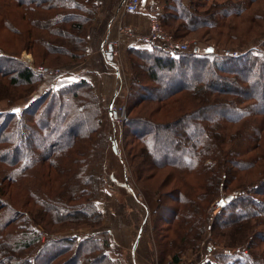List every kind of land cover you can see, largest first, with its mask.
<instances>
[{
  "label": "trees",
  "instance_id": "trees-1",
  "mask_svg": "<svg viewBox=\"0 0 264 264\" xmlns=\"http://www.w3.org/2000/svg\"><path fill=\"white\" fill-rule=\"evenodd\" d=\"M202 1L210 3V6L214 5L211 10H214L219 1H225L224 6L217 7V12L224 9V13H227L225 15L240 13V16L251 9L250 4L255 0H197L196 4ZM192 4L193 2H189L186 7L180 0H166V11L172 8L178 15L166 12L164 21L172 17L171 19L181 20L192 29L196 24L189 25L192 18L187 12ZM13 7L21 9L20 17ZM1 10L3 22H7L12 16L18 20L29 21L30 30L26 28L29 30L26 33L35 38L33 45L36 48L41 46L39 39H43L33 31L38 26L37 22L49 19L48 22H59L61 25L72 21L69 16H76L65 12L87 11L81 10V3L74 0H0ZM49 11L52 12L47 13ZM87 13L89 14L88 11ZM87 13L84 15L85 22L88 19ZM80 21L70 26L78 33H83L86 25ZM167 21L163 26L169 28ZM17 33L23 37L25 31L19 29ZM51 33L58 36L60 28ZM77 44L85 47V36H80ZM75 47L73 45L72 48ZM229 52L225 49L222 56L215 55L214 52L199 55L196 50L187 53L176 52L177 54L173 55L157 46L150 49H128L132 70L131 92L137 97L130 106L131 110L144 102L161 104L178 94H182V97L175 98L174 102H190L188 107L208 101L224 102L222 109L201 115L198 108L193 112L180 111L182 118L174 121L178 122V127L186 131L187 135H177V139L171 144L161 143L155 147L158 142H155L153 137H159L157 132L145 135V132L136 131L134 134L135 139L143 145L147 156L150 155L149 150L155 153V157L160 155L159 160H150L148 166L170 167L174 176L180 179L181 186L173 183V190L166 200L160 189L153 190L157 195L158 211L168 210L161 220L167 225L162 241H165L163 250L166 249L163 254L170 257L169 264H180L184 252L189 249L198 250L206 233L210 235L204 245L205 255L201 264H264V230L258 231L259 227H264V199L261 198L264 195V179L260 184H251L237 190L238 194L219 209L212 219L207 214V208L212 201L220 198L219 185L226 183L228 177L232 180L237 176L242 180L245 175L262 174L261 170L264 171V153L256 150L264 142V87L250 81L253 75L264 79V52L251 50L239 57H232ZM70 53L69 64L83 59V48L77 54L73 51ZM15 57L0 50V78L6 77L8 86L26 85L31 89L30 97L35 86L41 82L42 76ZM197 71L201 74H196ZM219 72L240 76L245 84L243 90L231 87L222 89L218 87L221 85L220 81L206 78L207 74L215 75ZM242 72H247V75L243 76ZM162 76L168 81H165V78L162 80ZM182 76H190L187 84L182 83ZM138 82H141L140 87L137 86ZM148 82L153 83L154 87L145 88L142 83ZM245 88L247 90H244ZM258 105L262 107L261 113L256 111ZM11 108L7 107L0 112V165L3 166L0 167V264H70L73 256L76 258L74 264H125L121 259H112L108 255L107 251L112 247L109 232H92L80 238L52 236L43 242L41 234L36 231L40 226L32 218L31 210L25 208L27 211L22 212L5 201L7 186L3 185H18L23 178L29 177L26 171H35L39 166H56L60 171L65 170L67 166L70 169L68 177L71 176L65 185V199L55 200L41 196L35 198L31 195L29 200L35 198V205L45 206L46 213L51 214L54 221L71 217V214L77 212L82 215V219L83 216L86 217V223L92 227L98 226L101 214L95 204L99 198V189L104 184V175L99 166L97 171L92 172L90 163L94 158L93 154H87V159L84 160L88 145H85L84 149L73 147L77 140L82 138L93 144V134H96L98 154H102L106 149V142L112 140L110 136H106L107 125H103V113L98 108L91 84L79 80L59 89H50L44 92L39 100L23 108L20 116ZM259 114L262 115L260 119ZM128 120L129 118L125 119L126 126ZM53 121L57 122V128L67 129L65 141L58 137L51 142L48 131L52 129ZM222 124L230 125L228 132L220 131ZM235 124L241 125L236 133L232 132ZM75 125L81 127V133L73 132ZM167 130L171 132L170 127ZM21 133H30L31 136L26 137L24 141L17 140L16 137ZM34 139L39 143L34 144ZM237 140L239 141L236 142ZM20 142L24 145L31 142L27 153L19 147ZM231 143H237L238 149L228 152L225 145ZM114 149L117 153L116 147ZM165 151L172 155L171 159L165 155ZM69 154L70 164L68 161L64 163L62 160H67ZM98 154L96 152L97 157ZM235 158L239 161H235ZM43 170L46 176V191L53 193L49 185L57 184L56 177H53L52 181L46 174L48 170ZM187 176L192 180H187ZM170 198L174 199V206L162 205L163 201H170ZM158 215L155 218L156 223ZM35 217L37 221L38 218ZM156 223L153 227L154 235ZM154 241L158 253V243L155 239Z\"/></svg>",
  "mask_w": 264,
  "mask_h": 264
},
{
  "label": "rangeland",
  "instance_id": "rangeland-1",
  "mask_svg": "<svg viewBox=\"0 0 264 264\" xmlns=\"http://www.w3.org/2000/svg\"><path fill=\"white\" fill-rule=\"evenodd\" d=\"M74 1L81 3V10L87 9L89 12L88 14L86 11L88 18L86 22V16L84 17L86 14L85 11L82 12L79 10L65 12L76 14V16H69L72 21L69 23L65 22L61 25H59L60 23L58 21L57 24H52L51 22H48L49 19L46 21H43V19L42 21L38 20L41 22H37L36 25L38 26L33 30L34 33L43 37V39H39V41H41V46L38 48L33 45L35 38L30 37V33H26L30 30L28 20L22 21L12 16L7 19V22H3L0 16V50L3 53H6V55H13V57L16 56L15 58L25 62L31 70L34 68L35 70L33 71L41 74L42 76L41 82L35 86L33 91L34 93L30 97L29 95L31 94V89L26 85L13 87L8 86V79L6 77H1L0 112L2 109L12 107V111L17 116H20L21 110L28 107L34 101L36 102L39 100L40 96L43 95L44 92H47L50 89H59L60 87L68 86L79 80H84L78 79L81 76L66 75L71 73L73 74L80 66H82L87 61L90 54L89 52L93 51L92 46L94 43L104 39L101 48L102 52L107 60L108 47H111V60H107V62L111 64L112 69H114L117 74L116 78L114 76L105 77L107 85L112 89L115 88V92L119 91L117 100L113 103L111 102L107 106L104 101L106 93H98L93 83H89L92 86L98 108L103 113V125H107L106 136H110L112 140L111 142H106V149L102 154H98V144L97 141L95 142L97 136L96 134H93V144L91 141L88 142V139V141H85V139L82 138L78 139L76 145L73 146L75 149H84V146L88 145L89 148L86 152V157H83L84 160L87 159V154H93L92 156H94V158L90 163L92 172H95L98 166L100 168L99 170L102 169L104 184L99 189V198L95 204L96 209L101 214V220L97 227H92L90 224L86 223L85 216H83L84 219H82L81 214L74 212L71 214V217H67L68 219L64 218L54 221L51 219V214L49 215L46 213L45 206L42 207L41 205H35V198L37 196L54 198L55 200L65 199V185L71 176L70 175L68 177L70 169L67 166H65V170L62 169L60 171L57 170L58 167L56 166L53 168L51 166H39L35 168V171H26L27 174H29V177L23 178L18 185H3L7 186L5 201H8L17 210H21L22 212H26V209L31 210L32 218L40 226L36 228V231H39V234H41V240L43 242L52 238V236L80 238L83 235H87L92 232L107 231L109 232L112 241V247L107 251V253L112 259H121L125 264H169L170 257L169 255L164 256L165 253L163 254V252L166 251V249L163 250V245L165 241H162V237L166 234L167 225L163 220H161L165 217V215H167L166 212L168 210L161 209L160 212L158 211L157 195L153 192V190L160 189V191L164 194V199L166 200V197L169 196L168 194L173 190V183H178L181 186L180 179L174 176V171L170 167L148 166L149 162H151L150 160H159L160 155H156L155 157V153L149 150V147L148 150L150 151V155L147 156L143 145L135 139L134 134L136 131L139 133L145 132V135H150L151 132H157L159 137H153L155 142H158L155 147H158L161 143L163 145L171 144L172 141L177 139V135L180 137L182 136L181 134L187 135L186 131L181 130L178 127V122L174 121L182 118V114L179 115L180 111L187 113L193 112V110L195 111L196 108H198V110H201V115L203 113L217 111V109H222L224 102L208 101L206 103H197L196 106L192 105L188 107L190 102L182 101V103L179 104L174 102L175 98L182 97V94H178L169 97L165 100L166 102L161 104H155L153 102H148L147 104V102H144L133 107L131 110L130 106L134 101H136L137 97H134L131 92L133 86L131 85L132 70L128 49L130 47L150 49L152 46H157L173 55L177 54L176 52L168 49L169 46L163 39L149 43L142 42L141 38L149 36L151 20L156 18V23L164 34L171 35L174 41L178 44L187 45V51H185V53L190 51L195 52L197 50L199 55L214 52L215 55L222 56L225 49H227V52L230 51L229 53L232 57H239L251 50L262 53L264 52V0L253 1L250 4L251 9L246 10L245 13L240 16H238L240 13L233 14V16L225 15L227 13H224V9L218 13L217 7L224 6L225 1H219L215 4L216 6L214 10H211L214 5L210 6V3L204 1L200 2L199 5L196 4L197 0H180V3L186 7L189 5V2H193L191 8L189 7L190 9L187 10L188 15L192 18L189 25L195 26L196 24V26L192 29L188 28L189 26L181 20L171 19L172 17L166 18V20H168L167 24H170V26H168L169 28L163 26V23H166V20L164 21V13L166 14V12H169L168 14L178 15L175 10H172V8L169 11H166V0H145L143 9L142 5L139 4L138 10L134 14H124L122 12L121 3L124 0ZM13 10L19 17L21 16V9L19 7H13ZM140 11H145L149 14L148 15L146 13L147 16L145 23L148 25L146 26V32L140 30L138 27V29H136L133 27L135 25L125 22V18L128 16H138L137 14H142L139 13ZM51 12L52 11H49L47 13ZM0 13H2V10ZM78 15L83 17H78ZM79 20H81V23L86 25L83 33H78L76 29L70 26ZM109 22H114L115 25V33L112 37H109V35L105 33L106 24ZM26 28L29 30L27 31ZM57 28H60V33L58 36H54L51 32H54ZM19 29L25 31L23 37L17 33ZM80 36H85V47H82L81 44L78 46L77 44V40ZM127 44H129L128 48H126ZM73 45L76 46L74 49L72 48ZM124 45L126 46L125 48ZM82 48L83 59L69 64V55H71L70 52L73 51L77 54L78 52H81ZM4 66L5 65H3V67ZM50 71H52V74H50ZM197 73L198 75L201 74L200 71H197L196 74ZM241 74L246 76L247 72H242ZM189 77L190 76H182V83L187 84ZM239 77L240 76H236V74H229L225 72H219L215 75H206L208 80L214 79L216 81H220L221 85L218 86L219 88H234L235 90H240L244 88L243 85H245ZM164 78L165 76H162V80L166 79ZM64 79L66 81H64ZM165 81L168 80L166 79ZM250 81L255 85L259 84L264 87V79H261L259 76H251ZM140 84L141 82H138L137 86L140 87ZM142 84L145 88L154 87V84L150 82ZM244 90L247 89L245 88ZM219 105L220 107H217ZM261 109L262 107L258 105L256 111L261 113ZM115 110H123L122 121L117 118L118 116ZM126 118H129L127 126L124 124ZM258 118H262V115L259 114ZM52 125V129H49L48 131V137L51 138V142L52 139L55 140L58 137L65 141L68 134L67 129L61 130L60 128H57L56 121H53ZM169 127L171 128V132L167 130ZM239 127H241V125L235 124L232 132L236 133ZM229 128L230 125L224 124L223 127H220V131L222 130L221 132L226 133ZM72 130L73 132L81 133L79 132L81 130L80 126H73ZM157 130H159V132ZM69 134V136H71V132H69ZM30 136V133H21L16 137V139L24 141L26 137ZM238 141L239 140L236 142ZM30 143L31 142H27L24 145L23 142H20L19 147L27 153ZM37 143H39V141L34 139V144ZM261 144L262 145H259L256 150L257 152L264 153V142ZM114 147H116L117 153ZM155 147L152 146V148ZM225 147L228 152L230 150L238 149L237 143L226 144ZM96 152L100 158L96 156ZM165 153V155L171 159L172 155L166 151ZM235 157L238 158L236 154ZM69 158L70 154L67 160L65 158L62 161H68L70 164ZM236 158L235 161H239L236 160ZM235 165L239 167L237 163ZM240 165H242V163ZM0 167L3 166L0 165ZM43 169L48 170V172L46 171V174L49 175L52 181H54L53 177H56L57 184L51 183V185H49L50 191L53 190V193L46 191V176L44 175L45 171ZM234 170L237 169L234 168ZM261 173L262 174H250L249 176L245 175L242 177V180L237 176L232 180L228 177L229 180L226 183L223 182L218 187L220 198L213 200L207 208L208 216L211 219L215 216L217 211L222 207L219 205V209L216 211L213 209V206H215L218 202H222V200H224L227 196H236L238 194L237 190L244 187L246 188L248 185L260 184L261 180L264 179V171L261 170ZM187 180H192V178L187 176ZM47 183H49L48 180ZM182 190L184 191L183 188ZM31 195L32 197H35L34 200L33 198L32 200H29ZM261 198L264 199V195ZM173 201L174 199L171 200L170 198V201H165L166 203L163 201L162 205L172 207L175 205ZM56 205H58V202ZM157 215L158 217L156 223L155 218ZM35 216L38 218L37 221ZM155 223L157 225L155 232L156 235L153 233ZM139 226L149 230L150 248L153 251H151L152 255L150 254V251H144L142 254L145 257L133 258L131 257L133 254L131 246V240L134 235L133 229L137 230ZM263 230L264 227H259L258 229L260 232H263ZM46 232L50 234H47ZM209 235L210 234L206 233L198 250L193 251L189 249L185 251L180 264H198L203 258L200 255L203 253V247L206 244ZM154 239L156 240V243H158V253L157 249H155ZM152 243L154 245V249L152 247ZM168 249L170 250V246ZM149 255L151 256L149 257ZM69 262L70 264H74L76 262L75 256H73Z\"/></svg>",
  "mask_w": 264,
  "mask_h": 264
},
{
  "label": "crops",
  "instance_id": "crops-1",
  "mask_svg": "<svg viewBox=\"0 0 264 264\" xmlns=\"http://www.w3.org/2000/svg\"><path fill=\"white\" fill-rule=\"evenodd\" d=\"M144 2L145 0H140V5H142V9H143ZM139 13H142V14L140 15L137 14L138 16L132 15V16L126 17L125 22L131 25H135L133 26L134 28L136 29L139 28L140 30L146 32L147 30L146 26H148L145 23L147 12L140 11ZM105 33L109 35V37H112L114 35L115 33L114 22H109L106 24ZM103 41L104 39L102 41L95 42L94 45L92 46L93 51L89 52L90 54H89L87 61L82 66H80L73 74L71 73L66 76H81L78 79H84L87 82L93 83L98 93L100 94L106 93L104 97V101L108 106L111 102L113 103L115 100H117L119 91L115 92V88L112 89L107 85L105 76H114L116 78L117 74H116V71L112 69L111 64L107 62L102 52L101 48H102ZM125 47L126 46L124 45V48ZM128 47H129V44H127L126 48ZM64 81L66 80L64 79ZM133 232H134V235L131 240L133 254L131 255V257L133 258L145 257L142 254V252L144 251H150V254H151L152 253L151 251L153 250L150 248L151 246H150L149 230L139 226L137 230L133 229ZM152 247L154 249L153 243H152ZM151 255H149V257ZM204 255H205V249L203 247V253H201L200 256L204 258ZM134 262H135V259H134Z\"/></svg>",
  "mask_w": 264,
  "mask_h": 264
},
{
  "label": "built area",
  "instance_id": "built-area-1",
  "mask_svg": "<svg viewBox=\"0 0 264 264\" xmlns=\"http://www.w3.org/2000/svg\"><path fill=\"white\" fill-rule=\"evenodd\" d=\"M139 4H140V0H124L121 3L122 12L124 14H134L137 12ZM156 22H157L156 18H153L151 20L149 36L141 38L142 42L149 43V42H155V41H159V40L163 39L166 41V42L165 41L164 42L168 44L169 50L174 51V52H185V51H187V45L176 43L171 35H166L163 33V31L157 25ZM33 70H35V69L33 68ZM50 72H51L50 74H52V71H50ZM115 112L118 116L117 118L120 121H122L123 110H121V111L115 110ZM219 204H220V202L216 203L215 206H213V209L217 211L219 209ZM201 261L198 264H201Z\"/></svg>",
  "mask_w": 264,
  "mask_h": 264
},
{
  "label": "water",
  "instance_id": "water-1",
  "mask_svg": "<svg viewBox=\"0 0 264 264\" xmlns=\"http://www.w3.org/2000/svg\"><path fill=\"white\" fill-rule=\"evenodd\" d=\"M110 51H111V47H108V52H107V60H111V56H110ZM232 199V196L229 195L227 196L222 202H220V207H223L226 203H228L230 200Z\"/></svg>",
  "mask_w": 264,
  "mask_h": 264
}]
</instances>
